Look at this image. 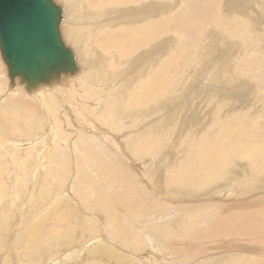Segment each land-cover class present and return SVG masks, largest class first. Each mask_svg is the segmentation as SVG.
<instances>
[{
	"label": "rangeland",
	"instance_id": "1",
	"mask_svg": "<svg viewBox=\"0 0 264 264\" xmlns=\"http://www.w3.org/2000/svg\"><path fill=\"white\" fill-rule=\"evenodd\" d=\"M94 1L73 0L62 32L100 72L48 97L54 120L10 89L0 57V264H264V0H139L99 15ZM160 73L151 103L137 85ZM52 121L56 154L37 176Z\"/></svg>",
	"mask_w": 264,
	"mask_h": 264
},
{
	"label": "water",
	"instance_id": "2",
	"mask_svg": "<svg viewBox=\"0 0 264 264\" xmlns=\"http://www.w3.org/2000/svg\"><path fill=\"white\" fill-rule=\"evenodd\" d=\"M62 20L54 0H0V54L12 81L21 77L30 89L76 70Z\"/></svg>",
	"mask_w": 264,
	"mask_h": 264
},
{
	"label": "bare ground",
	"instance_id": "3",
	"mask_svg": "<svg viewBox=\"0 0 264 264\" xmlns=\"http://www.w3.org/2000/svg\"><path fill=\"white\" fill-rule=\"evenodd\" d=\"M55 1V3L57 4V5H59L61 8H62V10H63V20H62V22H61V25H60V31H61V34H62V39H63V41H64V44L66 45V47L67 48H69L71 51H72V54H73V56H74V61H75V66H76V70L74 71V72H69V73H63V74H61L60 76H58V77H54V78H51L50 80H48V81H45V82H43V83H40V84H38V85H36V86H34V87H32V88H30V89H28L27 88V83L25 82V81H23V79L21 78V77H16L13 81L10 79V77H9V71H8V68H7V66H6V69H7V74H8V78H9V80H10V89H14V88H16V87H23L24 88V90L26 91V93L28 94V95H32V97H27V96H23V97H25V98H23L24 99V101H26V102H36V103H38L39 105H43L44 106V108L47 110V108H48V112L47 113H45L46 114V118H47V116H51L52 117V120H54L53 119V116H52V114H51V110H50V107H49V105H50V101L48 102V100L47 99H49L48 97H51L54 93L57 95V96H61L62 94H64L67 90H68V88L71 86V85H73V84H76L85 74H87V73H94L95 71H99L100 72V64H98L97 66H96V63H94V62H92L93 60H91V62H90V64L88 65L89 66V68L87 67V65L82 61V59H84L83 58V55H82V53H81V47L79 46V44L77 43V42H75L74 44V47H71V46H69L67 43H66V41L64 40V36H63V30H62V25H63V23H64V20L66 19V21H70L74 16H72L71 14L72 13H70V6L72 7V3H73V0H66V8L67 9H65V7L64 6H62L61 4H59L56 0H54ZM80 1V0H79ZM78 2V1H77ZM92 1H90V3H91ZM136 2H139L140 3V1L139 0H95L94 1V4H95V6H94V8H98V15L100 14V12L102 11V12H104L103 10H105V8L106 7H111V8H114L115 10H116V8H119V7H122V6H130L132 3H136ZM144 2V1H143ZM149 2V1H148ZM62 3V2H61ZM79 4V3H78ZM64 5V4H63ZM138 5V3L136 4V6ZM141 5V4H140ZM77 6L78 5H76V8H77ZM134 5H132V7H133ZM89 7H91V6H89ZM73 8V7H72ZM92 8V7H91ZM69 9V12L67 11ZM100 9H103V10H101L100 11ZM113 9V11L112 12H114L115 10ZM121 9V8H120ZM122 9H123V7H122ZM126 9V8H125ZM86 10V9H85ZM94 11L96 10V9H93ZM107 10V9H106ZM110 9L108 8V11H109ZM117 10H119V9H117ZM87 11V10H86ZM107 11V12H108ZM120 11V10H119ZM106 11L104 12V14L105 13H107ZM109 12H111V11H109ZM117 12V11H116ZM96 14V13H95ZM117 14V13H116ZM92 15H93V13H92ZM91 15V16H92ZM97 15V14H96ZM97 15V16H98ZM90 16V15H89ZM90 16V17H91ZM94 16V15H93ZM92 16V17H93ZM103 16V15H102ZM99 17V16H98ZM104 17V16H103ZM122 17V16H121ZM113 18V17H112ZM94 20H99V19H97V17L94 19ZM108 20V19H107ZM119 21H121V20H119ZM124 22V21H123ZM73 23V22H72ZM76 23V22H75ZM80 23V22H79ZM85 23V22H84ZM95 23V22H94ZM77 24V23H76ZM89 24V23H88ZM69 25H71V24H69ZM81 25V24H80ZM84 25V24H83ZM83 25H81L82 27H83ZM87 25V24H86ZM73 26V25H72ZM77 26V25H76ZM75 26V27H76ZM91 26V25H90ZM102 26V25H101ZM104 27V26H103ZM144 31H145V34H146V39H147V41H149V43L147 44V45H150L152 42H154L155 41V28H156V23L155 22H148V23H146L144 26ZM79 36H75L74 37V40H79ZM73 40V39H72ZM82 40V39H81ZM105 40H108L107 42L109 43V49H112L113 50V52H114V41H113V39L111 38V34H106V38H105ZM74 42V41H73ZM72 42V43H73ZM94 44V43H93ZM92 44V45H93ZM88 45V44H87ZM90 45V44H89ZM95 45V44H94ZM97 45V44H96ZM106 46H108V45H106ZM106 46H105V48H106ZM99 47H100V45H99ZM108 48V47H107ZM97 49V48H96ZM102 51V50H101ZM105 51H107V50H105ZM100 52V51H99ZM112 52V51H111ZM101 53V52H100ZM107 53V52H106ZM103 54H104V52H103ZM130 55H132L131 53H127V54H124V53H122V54H120L119 55V57L120 58H127L128 56H130ZM87 56V55H86ZM104 56V55H103ZM105 56H106V54H105ZM157 56H160V52H159V50L157 51V50H154V51H152L149 55H148V57H147V59L146 60H149V61H155V59L157 58ZM1 57V56H0ZM99 58V57H98ZM123 61V60H122ZM0 64H1V59H0ZM2 65V64H1ZM0 65V68L1 69H3V67ZM85 67V69L86 70H84L83 69V67ZM87 67V68H86ZM84 70L82 73H81V70ZM122 70V69H121ZM144 71V70H143ZM4 72H5V70H4ZM112 72L113 71H110V72H108L110 75L112 74ZM119 72H121V71H119ZM141 72V71H140ZM140 72H138V73H136V72H134L132 75H131V77H129L128 78V74H123V78H122V80L119 82H116V80H113V78H110L109 79V81L110 82H114V84L110 87V91H112V92H114V95L115 96H118L119 94H122V93H124V87H127V86H131L132 85V82H135V81H137V77H138V75L140 74ZM2 73V72H1ZM81 73V74H80ZM80 74V75H79ZM131 74V73H130ZM79 75V76H78ZM161 73L160 74H158V78L157 79H155V78H151L150 80H149V78H148V80H146L147 82H146V86H145V88H143L142 86H141V84L140 85H137V87H138V89H143V92H144V96H145V99L147 100V101H149V102H154L159 96H161V94L164 92V90H165V87H166V85H165V81H164V79H162V77H161ZM77 76V77H76ZM76 77V78H75ZM70 78H74V79H70ZM127 82H129V84L130 85H126V83ZM125 83V84H124ZM122 84V85H121ZM139 84V83H138ZM1 85H3V84H1ZM58 86H61V87H58ZM134 86V85H133ZM77 87V86H76ZM49 88H53V90H50ZM4 89V86H3V88L2 87H0V92L2 91ZM7 89V88H6ZM20 89V88H19ZM19 93H21V92H19V91H15V94L13 95V96H19ZM2 94V93H1ZM24 95V94H23ZM10 96V95H9ZM8 96V97H9ZM12 96V95H11ZM54 96V95H53ZM28 98V99H27ZM54 98V97H53ZM6 99V98H5ZM4 99V100H5ZM21 99H22V97H21ZM8 100H9V98H8ZM43 101H46V102H48V105H46L45 103L43 104ZM9 102V101H8ZM8 102H6V103H8ZM106 104H107V102H105V101H98V103L95 105V107H96V111H97V116L98 117H104L105 115H106V113L103 111V109H104V107L106 106ZM37 105V104H36ZM51 105H52V101H51ZM23 107H25V105H23ZM39 107V106H38ZM52 107V106H51ZM28 108V107H27ZM41 108V107H40ZM38 110V109H37ZM37 112V111H36ZM38 112H40L39 110H38ZM30 113V112H29ZM34 115H35V113H34ZM23 116V115H22ZM32 116V115H31ZM36 116H37V114H36ZM39 116V115H38ZM112 116H114V117H116L117 116V111L116 112H114L113 114H112ZM38 118V117H37ZM40 119V118H39ZM39 119H38V121H39ZM49 119V118H48ZM36 120V119H35ZM41 120V119H40ZM51 120V119H50ZM37 121V120H36ZM35 121V122H36ZM18 122V121H17ZM32 123V122H31ZM35 124V123H34ZM43 124H45V123H43ZM53 124H54V121H52L51 123H50V128L47 130V136H46V140H45V138H42V139H44L45 140V142H49L48 144H47V146H50L49 148H48V153H47V157H51L52 158V160L50 159L49 161H47V159L45 160V162L42 160L40 163H39V165L33 170L34 171V174L35 175H41V173H42V168L46 165V164H48V162H53V160H54V157H55V154L56 153H54V154H52L53 153V151L56 149L54 146H53V144H55V134H54V128H53ZM16 126V125H15ZM45 126H47L46 124L43 126V128L45 127ZM42 128V127H41ZM21 131V130H20ZM40 132H43V131H41V129H40V131H36V130H33V133L32 134H35V136L37 137V138H35V139H40L39 138V136H40ZM5 133V132H4ZM10 133V132H9ZM6 136V135H5ZM34 136V135H33ZM32 136V137H33ZM1 138H2V136H0ZM10 137V136H9ZM13 139V138H12ZM35 139H33V138H30L29 139V143L31 144V145H33L34 144V140ZM42 139H40L41 141H42ZM1 140V139H0ZM19 141V140H18ZM30 141H32V142H30ZM40 141V142H41ZM44 142V143H45ZM28 143V144H29ZM42 143H43V141H42ZM41 143V144H42ZM77 143V142H76ZM37 144H39V142L37 143ZM2 145V144H1ZM36 146V145H35ZM45 146V145H44ZM1 147H3V146H1ZM5 148V147H4ZM26 148V147H25ZM33 150H36L35 148H32ZM73 149H77V148H74L73 147ZM23 150H24V148H23ZM77 150H79V149H77ZM84 150V149H83ZM87 150V149H86ZM85 151V150H84ZM37 152V151H36ZM82 152V151H81ZM127 152V151H126ZM43 153V152H42ZM46 153V152H45ZM73 153V156L75 157V156H77V152H72ZM37 154V153H36ZM35 154V155H36ZM26 155V154H25ZM27 155H32V152L31 151H28V153H27ZM27 157V156H26ZM22 159V161H24L23 160V158H21ZM28 159V158H27ZM27 159H25V161H27ZM43 159V158H42ZM12 161H14V160H12ZM19 161V160H18ZM24 163V162H23ZM19 166V165H18ZM35 167V166H34ZM52 196H53V194H52ZM32 199V198H31ZM0 201H1V199H0ZM26 209V208H25ZM21 212H22V210H21ZM23 214H24V212H23ZM23 214H21V215H23ZM40 214V213H39ZM39 216H41V214L39 215ZM23 218V217H22ZM30 235V237H31V241L33 242V241H42V239H43V237L38 233V234H34V233H30L29 234ZM29 235H28V239H29ZM35 244V243H34ZM37 244V243H36ZM46 245H48V244H46ZM116 245V244H115ZM42 246V245H41ZM40 246V247H41ZM59 248V247H58ZM3 249V248H2ZM51 249V248H50ZM57 249V248H56ZM66 250V249H65ZM105 249H99L98 250V253L99 254H105L106 252V250L104 251ZM56 251H58V250H56ZM116 251H117V249H116ZM96 252V251H95ZM105 252V253H104ZM109 252V251H108ZM108 252H107V254H108ZM118 252V251H117ZM44 255H45V253H43ZM120 254V253H119ZM43 255V256H44ZM50 254H48L47 256H49ZM52 255V254H51ZM107 256V255H106ZM108 256H110V255H108ZM115 256V255H114ZM65 257H67V256H65ZM49 258V257H48ZM47 258V259H48ZM51 258V257H50ZM43 259V258H42ZM57 259H60L59 261H60V263L59 264H65L64 262H63V257H61V258H57ZM69 259V258H68ZM129 260V259H128ZM140 260H141V258H140ZM55 261V260H54ZM59 261H57V263L59 262ZM67 261V260H66ZM113 261V260H112ZM125 261V260H124ZM34 262V261H33ZM114 262V261H113ZM121 262V261H120ZM133 262V261H132ZM135 262V261H134ZM136 262H137V260H136ZM35 263V262H34ZM47 263V262H46ZM49 263V262H48ZM69 263V262H68ZM118 263H119V261H118ZM118 263H116V264H118ZM124 263V262H123ZM131 263V262H130ZM129 263V264H130ZM142 263H144V264H155V262H152V261H142ZM141 263V264H142ZM7 264V263H6ZM32 264V263H31ZM40 264H43V263H40ZM45 264V263H44ZM135 264V263H134ZM137 264V263H136Z\"/></svg>",
	"mask_w": 264,
	"mask_h": 264
}]
</instances>
